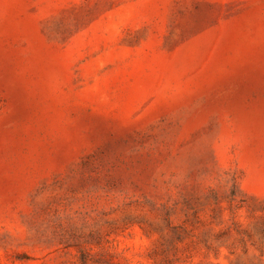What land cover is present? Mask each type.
Here are the masks:
<instances>
[{
    "label": "rangeland",
    "instance_id": "obj_1",
    "mask_svg": "<svg viewBox=\"0 0 264 264\" xmlns=\"http://www.w3.org/2000/svg\"><path fill=\"white\" fill-rule=\"evenodd\" d=\"M0 264H264V0H0Z\"/></svg>",
    "mask_w": 264,
    "mask_h": 264
}]
</instances>
